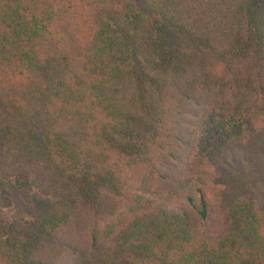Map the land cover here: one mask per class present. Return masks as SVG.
Listing matches in <instances>:
<instances>
[{
	"label": "trees",
	"instance_id": "obj_1",
	"mask_svg": "<svg viewBox=\"0 0 264 264\" xmlns=\"http://www.w3.org/2000/svg\"><path fill=\"white\" fill-rule=\"evenodd\" d=\"M259 3L0 0V184L56 198L0 215V264H264Z\"/></svg>",
	"mask_w": 264,
	"mask_h": 264
},
{
	"label": "rangeland",
	"instance_id": "obj_2",
	"mask_svg": "<svg viewBox=\"0 0 264 264\" xmlns=\"http://www.w3.org/2000/svg\"><path fill=\"white\" fill-rule=\"evenodd\" d=\"M261 7L262 9H264V0H261V4L259 3L258 8L260 9ZM219 31L223 32L221 30ZM189 37L192 38L191 36ZM190 38H188V36L187 38H185L184 35L179 34L178 39L176 40H181V45L179 47L176 46V52H180L185 55L181 56L183 63L184 65H186L187 69L192 68L195 61L201 60L203 58V55L200 52L201 47L198 48L196 45H193ZM205 52L206 56L213 55V52L210 49ZM183 80L186 82L185 91L188 92L191 96V98H185V104L189 108L187 115L188 117H192L195 112H198L204 106L215 101L218 98L217 90L213 86L200 85L197 82V76L184 75ZM169 167V171L175 173V171L179 170L180 168V162L178 160L174 161ZM171 181L172 180L168 181V184ZM172 185H174V183ZM172 185H168V188H171ZM1 188L5 189L6 194L10 196L14 202L12 208L4 210L0 209V215L6 218V220H9L12 212L17 208L22 209L29 217H32L36 214L46 212L55 205L56 198L54 196H45L36 191L28 194L23 193L13 180H8L7 183L0 184V190Z\"/></svg>",
	"mask_w": 264,
	"mask_h": 264
}]
</instances>
